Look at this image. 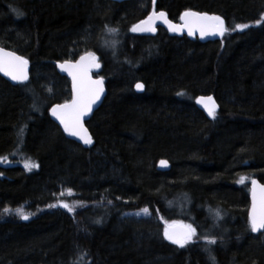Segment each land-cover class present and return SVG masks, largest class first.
<instances>
[{
	"label": "trees",
	"instance_id": "obj_1",
	"mask_svg": "<svg viewBox=\"0 0 264 264\" xmlns=\"http://www.w3.org/2000/svg\"><path fill=\"white\" fill-rule=\"evenodd\" d=\"M187 10L228 31L203 42L130 30L152 11L177 21ZM0 46L30 63L24 83L0 75V158L11 160L0 162V264H264L247 214L250 181L264 183V0H0ZM85 52L106 87L88 148L49 116L72 97L56 62ZM21 205L28 220L5 213ZM173 222L196 228L183 248L164 237Z\"/></svg>",
	"mask_w": 264,
	"mask_h": 264
},
{
	"label": "snow or ice",
	"instance_id": "obj_2",
	"mask_svg": "<svg viewBox=\"0 0 264 264\" xmlns=\"http://www.w3.org/2000/svg\"><path fill=\"white\" fill-rule=\"evenodd\" d=\"M181 19L184 20L185 23L182 27L178 28L167 20L166 13L160 12L157 14L153 11L145 20L134 25L130 30L132 32H155V23L160 20L166 23L171 31H182L183 28L186 27L189 35H193L196 31H199L201 37L217 34L223 36L224 33L228 31L225 26V21L219 16H209L189 10L183 13ZM257 23L259 24V21H257ZM235 27L243 31L248 28L249 25L238 24ZM117 31V29L113 28L108 29L109 33H115ZM27 66L28 61L25 58L13 52L0 49V72L10 76L12 80L19 83L26 82L28 80ZM59 66L72 77L73 97L70 102L55 105L51 109V114L60 121L64 131L70 136L78 137L84 144L90 145L92 143V138L84 127L83 118L92 111L93 105L100 100L104 92L103 79L93 80L89 75L93 68L100 67L98 57L95 53L88 52L82 55L76 63L66 61ZM136 87L142 89L143 85L137 84ZM197 103L202 104L207 110L208 115L215 118L217 106L212 97H200L197 99ZM20 131L22 134L23 129ZM161 165L166 166L167 161H161ZM36 167H38V165L35 163H25V168L28 170ZM240 183H244V178H241ZM251 183L252 208L249 214V225L251 231L255 233L264 230V185H257L255 180H252ZM69 194H71V190H69ZM55 206L56 205H49V207ZM60 206L68 209L70 212L74 210L73 207L67 203H62ZM148 211L147 208L143 209L145 214H148ZM19 215L24 220L29 219V216L23 212H20ZM216 215L219 216L218 211ZM196 235V228L191 224H181L177 227L176 222H173V224L169 225L164 230L165 239L181 248L192 242ZM205 240H207L208 243H215V240H208L207 237H205Z\"/></svg>",
	"mask_w": 264,
	"mask_h": 264
},
{
	"label": "water",
	"instance_id": "obj_3",
	"mask_svg": "<svg viewBox=\"0 0 264 264\" xmlns=\"http://www.w3.org/2000/svg\"><path fill=\"white\" fill-rule=\"evenodd\" d=\"M114 1L122 2V1H125V0H114ZM187 11H189V10H187ZM190 11H192V12H197V13H201V14H207V15H209V16H218V15H213V14L204 13V12H199V11H194V10H190ZM152 12H153V11H152ZM152 12H150V13H149L144 19H142L141 21L145 20V19H146V18H147ZM155 12L158 14V13H160V12H164V11H155ZM185 12H186V11H185ZM185 12H183V13H185ZM164 13H165V12H164ZM183 13L180 15V17H179V19H178L177 21H173V20H171V19L168 18V17H167V20L170 21L172 24L176 25L178 28H180V27H182V26L184 25V23H185V21L181 19V16L183 15ZM219 17H220V16H219ZM222 19H223V18H222ZM141 21H139V22H141ZM139 22H137L136 24H138ZM136 24H135V25H136ZM155 28H156V31H155V32H136V33H138V34H149V35H155V34L157 33V30H158L159 28H161V29H164V30H165L167 33H169L170 35H174V36H186V37H188V38H190V39L198 38L200 41H203V42H206V41H215V40H217V39H219V38L221 37V35H218V34H217V35H206V36H204V37H201L199 31H196L193 35H189L186 27H184L182 31H176V32H174V31H171V30L169 29V27H168V25H167L166 23H163V22L160 21V20L156 21V23H155ZM0 49H3L4 51H8V52H13V53H15L16 55L23 57L22 55H20L19 53L15 52V51H13V50H11V49H8V48H5V47H1V46H0ZM86 53H88V52L82 53L81 55H79V56H77L76 58H73V59H66V60H63V61H58V62H56V68H57L58 72L61 73L62 75H64L67 79H69V81H70V83H71L72 97H73V90H72L73 82H72V77L68 74V72L62 70V69L60 68L59 65L63 64V63L66 62V61H71L72 63H76V62L80 59V57H81L82 55H85ZM23 58H24V57H23ZM25 59H26V58H25ZM26 60H27V59H26ZM27 61H28V60H27ZM98 63H99V62H98ZM99 65H100V64H99ZM99 70H100V67H99V68H93V69L91 70V72L89 73V75L91 76V78H92L93 80H97V79H101V78H102V77H100V76L95 75L96 73H98ZM27 74H28V79H29V77H30V63H29V61H28V66H27ZM0 75H1L3 78H5L6 80L10 81L11 83H14V84H21V83H19V82H17V81L12 80L10 76L5 75L3 72H0ZM137 84H142V85H143V88H142V89H138V88L136 87ZM134 90H135L137 93H141V92L144 90V84H143L142 82H140V81L136 82V83H135V86H134ZM105 93H106V87H105V84H104V92H103V94L101 95L100 100L97 101L96 104L93 105L92 111H91L87 116H85V117L83 118L84 127L87 129L89 135H90V132H89L87 126H86V121L90 118V116L94 113V111L97 110V108L102 104V102H103V100H104V97H105ZM72 97H71V100H72ZM200 97H212V98H213V101L215 102V104H216V106H217V108H216V111H217V109H218V104H217V102L215 101V99H214V97H213L212 95H208V96L200 95V96H198V98H200ZM198 98H197V99H198ZM71 100H70V101H71ZM70 101H68V102H70ZM209 103H210V102H209ZM60 104H64V103H60ZM55 105H58V104H54V105H52V106L49 108V116H50V117L54 120V122L60 127V129L63 131V133H64L69 139L76 141L78 144H81L82 146H84V147H86V148L90 147V146L93 144V140H92V143H91L90 145H86V144H84L83 141H81L78 137L70 136L67 132L64 131L63 125L60 123V121H59L56 117H54V116L51 114V109H52ZM197 105H198V107H199L200 109H202V110L205 112V114H206V116H207L208 118H212L211 116L208 115L207 110L203 107L202 104H198V103H197ZM90 136H91V135H90ZM91 138H92V137H91ZM252 180H255V181L257 182V185H264V183L260 182V181H259L258 179H256V178H254V179H252ZM252 180H251V181H252ZM251 181H250V184H249V207H248V213H247V214H248V219H249V214H250V211H251V208H252V192H251V189H252V183H251ZM258 195H259V194H258ZM181 224H182V223H176L177 227H179ZM183 225H184V224H183ZM168 226H169V225H168ZM168 226H167V227H168ZM263 231H264V230H261L260 232H263ZM260 232H255V233H260ZM253 233H254V232H253Z\"/></svg>",
	"mask_w": 264,
	"mask_h": 264
},
{
	"label": "rangeland",
	"instance_id": "obj_4",
	"mask_svg": "<svg viewBox=\"0 0 264 264\" xmlns=\"http://www.w3.org/2000/svg\"><path fill=\"white\" fill-rule=\"evenodd\" d=\"M0 162L9 163V162H11V160L7 159V158H0ZM69 190L70 189H67V188L59 190V192L57 193V197L62 199L61 201L58 202L59 205H61L62 203H68V199L67 198L70 199V198L73 197L74 193L71 191V194H69ZM71 201L74 202L75 200L71 199L69 201V203H72ZM72 205H74V204H72ZM143 209H145V208H142V209L137 210V211L128 212V213H126V216H128V218H143V217L148 216L149 215V211H148V214H145L143 212ZM20 212H23L24 214L28 215L29 218L31 216L30 213L28 212V210L25 209L24 205L18 206L16 208L7 209V211L5 213L6 214H12L14 216H17V217L21 218V216L19 215ZM176 223H179V222H176ZM182 224L186 225V223H182Z\"/></svg>",
	"mask_w": 264,
	"mask_h": 264
},
{
	"label": "bare ground",
	"instance_id": "obj_5",
	"mask_svg": "<svg viewBox=\"0 0 264 264\" xmlns=\"http://www.w3.org/2000/svg\"><path fill=\"white\" fill-rule=\"evenodd\" d=\"M203 96H208V95H203Z\"/></svg>",
	"mask_w": 264,
	"mask_h": 264
}]
</instances>
